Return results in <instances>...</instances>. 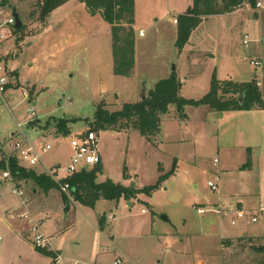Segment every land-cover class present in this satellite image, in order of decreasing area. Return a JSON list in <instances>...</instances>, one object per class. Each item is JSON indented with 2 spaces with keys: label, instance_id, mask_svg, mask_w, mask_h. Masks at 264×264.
Wrapping results in <instances>:
<instances>
[{
  "label": "rangeland",
  "instance_id": "rangeland-1",
  "mask_svg": "<svg viewBox=\"0 0 264 264\" xmlns=\"http://www.w3.org/2000/svg\"><path fill=\"white\" fill-rule=\"evenodd\" d=\"M38 1L6 0V6L0 5V35L6 36L0 39L1 62L6 70L19 74L18 83L13 81L0 97V159L16 158L12 145L26 139L40 152L41 164L19 165L44 176V169L57 167L58 179L66 180L61 170L72 155L70 138L87 131L98 106L116 112L137 103L172 71L181 82L184 99H201L213 76L220 81L258 80L264 99V9L245 4L231 14L204 18L179 49L173 20L185 13L192 0H134L135 64L132 75L124 78L112 72L110 27L99 15L89 16L84 6L70 0L46 20L51 32L44 35L46 24L38 18ZM14 14L25 27L19 42L12 35L13 27L5 25L8 19L15 21ZM77 24L76 33L67 34ZM244 35L249 38L247 45ZM73 38H77L73 44L67 43ZM256 60L257 68L250 64ZM240 115L247 116L237 119ZM248 115L185 106L181 117L170 107L160 133L150 141L130 127L98 131L104 177L135 190L131 197L94 207L93 212L105 213V236L109 234L111 245L122 253L106 254L103 248L104 259L120 258L121 264H264V253L258 252L264 247V213L258 212L264 204V108L253 123ZM257 122L263 124L262 131ZM58 125L69 134L56 136ZM45 146L50 150L42 153ZM173 163V174L149 194L142 191L156 185ZM208 182L216 184L215 192ZM15 185L0 184V264H51V258L22 233L28 225L17 217L23 211L21 199L37 187L21 183L18 188L25 189L19 197L12 193ZM50 196L46 202H53L52 211L57 212L52 219L64 227L69 215L61 193L53 189ZM222 201H241L244 209L255 208L250 214L257 222L250 223L245 216L232 226L213 213H197L199 208L215 209ZM68 202L71 211L73 201ZM6 212L13 214L7 222Z\"/></svg>",
  "mask_w": 264,
  "mask_h": 264
},
{
  "label": "trees",
  "instance_id": "trees-1",
  "mask_svg": "<svg viewBox=\"0 0 264 264\" xmlns=\"http://www.w3.org/2000/svg\"><path fill=\"white\" fill-rule=\"evenodd\" d=\"M31 0H18V2H28ZM70 0H39L36 2L38 8V18L45 23L51 13ZM82 4L89 16L99 15L101 19L110 27L112 41V72L115 76L129 78L134 69V0H76ZM256 0H192L191 5L177 21L176 45L179 49L187 43L191 31L195 29L202 19L231 14L248 4L255 8ZM1 6H6V0H0ZM33 14V13H32ZM46 24V23H45ZM13 27V26H12ZM25 27L19 30L11 29L16 41H21V33ZM10 87V86H8ZM181 82L172 71L163 80L158 81L149 90L144 99L134 104H125L120 111L109 112L103 106H98L93 120L89 123V129L98 131H121L131 128L145 140L150 141L155 138L161 130L162 119L168 114L169 108L174 107L180 116H183L185 106L201 107L205 106L217 113L227 111H261L264 108V100L257 82H234L231 80H217L215 76L210 82L209 91L199 100L184 99L180 96ZM32 94V90L29 95ZM33 122L32 125H35ZM68 131L64 125H58L55 130L56 136H66ZM249 163L245 164V167ZM175 164L171 171L164 176H160L157 184L145 187L142 191L149 194L159 182L168 175L173 174ZM7 171L16 185V189L21 183L32 182L42 193L46 194L55 189L60 191V186L43 174H36L33 169H27L19 165L18 161L10 155L0 159V173ZM102 175L100 164L91 170L82 171L63 182L70 187L69 193L73 201L88 208H94L100 200L117 202L122 196L131 197L135 190L114 183L110 179L98 182V177ZM1 184V182H0ZM61 193V191H60ZM62 202L67 209L68 199L61 193ZM97 224L100 231L106 225L105 213L97 216ZM37 250V249H36ZM39 250V249H38ZM258 252L264 253V247L258 248ZM49 256L47 251L39 250Z\"/></svg>",
  "mask_w": 264,
  "mask_h": 264
},
{
  "label": "built area",
  "instance_id": "built-area-1",
  "mask_svg": "<svg viewBox=\"0 0 264 264\" xmlns=\"http://www.w3.org/2000/svg\"><path fill=\"white\" fill-rule=\"evenodd\" d=\"M256 10L264 9V2H257L255 6ZM15 24L13 19H8L5 23L6 26L12 27ZM173 24H177V21L174 19ZM4 29H2L3 31ZM139 36H142V33H139ZM6 36L3 34L0 35V39H4ZM249 38L247 35L243 36V44L247 45ZM250 64L254 67L260 66V61H251ZM13 82L12 71L6 70V67L2 65L0 61V97L6 91L8 86H11ZM257 86L259 84L257 83ZM27 95V92L24 93ZM28 97V95H27ZM29 116L32 120H35V113L33 110L28 111ZM69 145L72 151V155L68 160L67 166L61 170L66 175L67 178H70L76 174H79L82 171H87L93 169L95 166L100 164L101 156L99 153V139L98 134L93 130L87 129L86 132L78 134L70 138ZM13 153L19 164L25 165L26 163L31 164H41V155L40 152H37L31 145L28 144L26 139L15 142L12 145ZM50 150V146H45L40 149L42 153ZM216 162V160H215ZM23 165V166H24ZM26 166V165H25ZM27 167V166H26ZM29 168V167H27ZM43 173L50 177L52 181L60 186V191L66 196L68 201L72 202L73 198L71 197L69 190L70 187L67 183L63 182L64 180L58 179V168L53 167L50 169H44ZM12 180L7 171L0 173V182ZM217 181V179L215 180ZM208 187L215 192L217 190L216 184L213 182H208ZM12 193L21 197L22 192L13 188ZM22 205L26 204V200L21 199ZM253 210L246 211L240 207L232 204H218L215 209L204 210L199 208L197 213L202 215L205 213H213L218 216L220 219H227L230 222V225L235 226L238 221L244 219L245 216H249L250 223L257 222L256 217H254ZM259 213H264V205L259 206ZM13 214H8V218L12 219ZM18 219L23 220L28 225V235L30 237V242L35 249L42 251H49L51 247L52 239L45 235L41 230V223L38 220L33 219L27 212H21L17 215ZM110 219H112L110 217ZM51 264H96L93 262H83V261H68L65 260L60 254H54L51 259ZM112 264H121V259L118 258L113 261Z\"/></svg>",
  "mask_w": 264,
  "mask_h": 264
},
{
  "label": "crops",
  "instance_id": "crops-1",
  "mask_svg": "<svg viewBox=\"0 0 264 264\" xmlns=\"http://www.w3.org/2000/svg\"><path fill=\"white\" fill-rule=\"evenodd\" d=\"M258 2H261V1H258ZM78 4H79V7L83 8L82 4L80 3ZM60 8L61 7L57 8L54 12H57L58 10H60ZM49 18H48V21H49ZM83 18L85 19L84 12H83ZM256 18H258V16H256ZM79 27L80 25L77 24L74 29L72 27V30H68L67 34H70L72 36V34L76 33L75 31H77V28ZM42 32L44 35L51 32L50 24L46 23L45 28L43 29ZM82 34H83V31H82ZM76 40L77 38L76 39L73 38L72 42L67 41V43L73 44V42ZM1 57H0V61L2 60ZM12 77H13V81L16 80V82L18 83L19 74L16 70L12 71ZM255 81L259 84V89H260L261 87L260 82L258 80H255ZM32 87L34 88L35 86L32 85ZM262 98H263V94H262ZM249 114L250 115L248 116L251 117V120L253 123V120L259 119L260 117H262V110L261 111H250ZM228 115H231V114H228ZM245 116L247 115H240L237 117V119H242ZM221 117H223V115H221ZM256 126H259L262 131L263 124H261L260 126L259 122H257ZM258 133L260 134L259 130H258ZM100 166L102 168V175L98 177L97 181L103 182L106 178L104 177L105 175L103 171L102 159L100 162ZM18 189H22L21 190L22 192L25 188H18ZM50 192L51 191L44 194L38 188L32 189V192L29 196H27L26 198H22L27 201L26 204L22 205V202H21V205L23 207L22 212H27L33 219L40 221L41 230H42V226L44 223V228H45L44 232H46V234L43 231L42 232L52 239L51 247H50V250L48 251L52 255L51 256L48 255L49 258L52 259V256L54 254H60L65 260H68V261L73 260V261L93 262L96 264H112L114 260L109 261V260L104 259L103 248L106 249V254L109 253L112 255L115 252H118L120 253V256H122V253L116 247L111 245V241H110L111 236L109 234L105 236V232L99 230L98 224H97V216L101 214L96 213V211L93 212L94 208L93 209L88 208V207L82 206L79 203L73 201L72 205L74 206V209L70 211L69 207H67L66 209L67 211L65 212L66 215L67 214L69 215L67 219L68 221L66 223L67 225L63 227V225L60 224L59 220L56 222L55 218L52 219V217H56L57 212L54 210L52 211L53 202H46L51 197ZM102 201L104 200H100L96 204ZM223 203L229 204V202H226V201L218 202V204H223ZM230 204L236 205L246 211L255 209V208L244 209L241 206V204H243V202L241 201L232 202V203L230 202ZM259 206H261V204ZM77 211L79 213H77ZM8 214H11V213L6 212L7 216H6V220L4 218L5 222L8 221L7 220ZM79 217L80 219L82 218L84 221L82 222V220H80ZM224 220H227V219H224ZM74 221L76 222L78 221V224H76ZM75 227L77 228L74 230ZM52 231L54 233H52ZM56 231L57 233H55ZM22 233L27 234L26 238H28V234H29L28 229L27 230L25 229L24 231L22 230ZM241 236L247 237V232H241Z\"/></svg>",
  "mask_w": 264,
  "mask_h": 264
},
{
  "label": "water",
  "instance_id": "water-1",
  "mask_svg": "<svg viewBox=\"0 0 264 264\" xmlns=\"http://www.w3.org/2000/svg\"><path fill=\"white\" fill-rule=\"evenodd\" d=\"M14 19H15V24L13 25V29L19 30L22 27V23L19 21L18 15L14 14ZM172 70H174V68H172Z\"/></svg>",
  "mask_w": 264,
  "mask_h": 264
}]
</instances>
